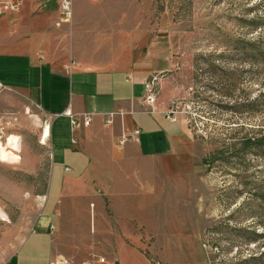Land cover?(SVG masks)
<instances>
[{"label":"rangeland","instance_id":"obj_1","mask_svg":"<svg viewBox=\"0 0 264 264\" xmlns=\"http://www.w3.org/2000/svg\"><path fill=\"white\" fill-rule=\"evenodd\" d=\"M107 1L115 4L109 10L96 6L78 13V57L89 67L111 64L121 42L108 33H126L127 45L146 47L140 55L156 45L174 61L165 73L176 91L167 108L178 109L193 135V151L183 178L170 180L155 173L157 160L102 141L101 157L109 164L99 168L107 176L67 187L64 196L73 197L62 204L80 212L74 224H52L54 242L66 250L54 261L114 264L120 259L110 257L114 243L126 241L150 262L134 255L125 264H150L153 258L169 264H264V0ZM68 35L72 42L71 28ZM6 111L17 114L12 135L45 157L46 165L26 172L19 161L0 164V207L7 214L0 217V264L11 262L33 230L52 163L49 145L36 142L48 127L41 109L34 104L28 112ZM124 157L136 161L110 164ZM104 202L100 219L91 209ZM100 224L103 230H97Z\"/></svg>","mask_w":264,"mask_h":264},{"label":"crops","instance_id":"obj_2","mask_svg":"<svg viewBox=\"0 0 264 264\" xmlns=\"http://www.w3.org/2000/svg\"><path fill=\"white\" fill-rule=\"evenodd\" d=\"M120 1H117L118 5ZM73 2L71 26L67 23L56 25L60 18L59 0H23L18 12L0 15V83L3 86L0 89V112L14 109L22 112L24 108L28 112L36 104L49 127L47 139L43 136V127L42 135L36 142L48 144L52 152L50 186L42 195L46 197L44 206L33 230L8 264H51L57 254L66 253L64 247L59 248L54 242L51 226L74 224V214L80 212L79 208L62 204L64 200L61 199L73 197L69 192L64 196L67 187L85 179L93 182L100 181L103 176L106 178V170L99 168L109 164L101 157L105 148L102 141L118 144L122 134L139 129V141H128L123 145L126 151L133 149L140 157L157 160L160 166L155 173L165 174L170 180L183 178L186 173L184 167L189 162L186 157L193 151V135L186 123L181 118L172 121L166 115L176 91L165 73L172 71L170 62L174 61L167 60V56L153 43L144 54H138L146 47L141 44L127 45L126 33L117 32L107 34L121 42L120 48L113 51L112 63L89 67L78 57L75 47L79 39L78 22L81 20L78 13L83 15V10L96 6L109 10L115 4L107 0L102 3L100 0ZM69 28L72 29V42L68 38ZM71 60L78 64L69 69ZM153 76L160 79L161 92L151 107L143 100L147 81ZM68 107L76 114L92 113L91 124L73 127L67 116L54 117ZM114 110H124L125 114L117 116L108 125L104 114ZM22 147L25 151L23 155L20 152L21 160L16 165L21 164L23 171L31 172L41 164L46 165V158H41L40 154L36 157L31 146L25 143ZM135 161L134 158L124 157L114 159L110 164L128 165ZM49 190L53 198L50 205ZM99 197L94 196L101 204ZM106 208L104 202V206L95 205L91 210L94 209V214L101 219ZM103 229L100 224L97 230ZM114 245L117 250L114 249L110 257H120L115 259L114 264H125L128 257L134 255L148 259L145 252L129 246L126 241H116ZM37 252L41 253V257H31Z\"/></svg>","mask_w":264,"mask_h":264},{"label":"built area","instance_id":"obj_3","mask_svg":"<svg viewBox=\"0 0 264 264\" xmlns=\"http://www.w3.org/2000/svg\"><path fill=\"white\" fill-rule=\"evenodd\" d=\"M74 0H59L60 2V18L56 22L57 26H61L63 23H68L71 21L73 16V2ZM89 1H97V0H89ZM23 0H0V15L3 14H13L20 10ZM73 64L70 63V66L68 67L71 69ZM157 76H153L151 79L147 81L146 84V93L144 95V102L153 107V105L156 103L160 92V83L158 81ZM2 84L0 83V89H2ZM179 111L176 108V106L173 104L171 107L167 109L166 115L168 118H170L172 121L178 120V114ZM125 111L124 110H114L110 111L104 114V120L105 123L110 125L114 122L115 118L117 116H124ZM67 116L70 119V122L73 127H81V126H89L93 119L92 113H79L76 114L73 112V110L68 107L62 114H55L54 117L59 116ZM17 114L13 111H4L0 112V148L4 147L6 150L10 151L12 149L8 145L9 137L14 134L13 131L15 129V126L17 124ZM139 134L140 130L136 129L133 130L131 133L122 134L120 139L118 140L119 145H125L128 141L138 142L139 141ZM20 136V135H19ZM21 160V155L19 157ZM4 162L2 159H0V163ZM54 226H51V229H53ZM51 264H72L67 259H56ZM91 264V263H87ZM152 264H165L160 259H154L152 261Z\"/></svg>","mask_w":264,"mask_h":264},{"label":"bare ground","instance_id":"obj_4","mask_svg":"<svg viewBox=\"0 0 264 264\" xmlns=\"http://www.w3.org/2000/svg\"><path fill=\"white\" fill-rule=\"evenodd\" d=\"M48 135H49V127L45 128L43 132V136H45L46 139ZM8 145L15 151L13 150L8 151L4 147L0 148V159L4 161L3 163H9V164H13L15 162L20 161L19 153L21 152L22 149L21 137L12 135L11 137H9ZM1 216L5 217L7 216V214L0 207V217Z\"/></svg>","mask_w":264,"mask_h":264},{"label":"trees","instance_id":"obj_5","mask_svg":"<svg viewBox=\"0 0 264 264\" xmlns=\"http://www.w3.org/2000/svg\"><path fill=\"white\" fill-rule=\"evenodd\" d=\"M237 43H238V45H245V42L243 40H239ZM225 75H226V73L224 72V78H227L229 80H231V78H233V76H231V75H226V77H225Z\"/></svg>","mask_w":264,"mask_h":264}]
</instances>
